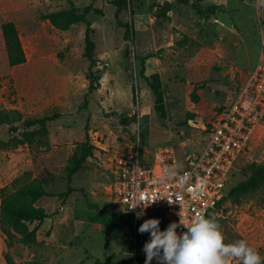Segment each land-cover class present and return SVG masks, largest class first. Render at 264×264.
<instances>
[{"label":"rangeland","instance_id":"obj_1","mask_svg":"<svg viewBox=\"0 0 264 264\" xmlns=\"http://www.w3.org/2000/svg\"><path fill=\"white\" fill-rule=\"evenodd\" d=\"M118 1L124 3L116 17ZM71 7L90 8L91 77L82 55L86 25L59 31L42 19ZM8 22L25 59L13 67L1 31ZM262 42L264 0H0V113L7 116L0 125V189L13 190L14 180L28 183L43 169L56 178L46 187L53 196L35 204L50 215L36 243L7 247L0 228V264H7L6 255L11 264H129L134 248L105 187L112 159L137 140L145 160L162 147L177 156L198 152L207 137L204 127L254 68ZM152 75L161 83L164 116L154 109ZM192 82L197 104L189 97ZM90 83L96 89L88 92ZM137 104L140 116L133 113ZM54 113L61 117L45 126V134L24 127ZM9 126L18 128L15 135ZM86 134L93 155L70 181L76 191L57 197L66 191L67 168ZM258 166L264 168V122L228 188ZM214 219L226 243L244 239L264 256V182L252 192L229 195ZM139 236L136 253L146 257L150 234Z\"/></svg>","mask_w":264,"mask_h":264},{"label":"built area","instance_id":"obj_2","mask_svg":"<svg viewBox=\"0 0 264 264\" xmlns=\"http://www.w3.org/2000/svg\"><path fill=\"white\" fill-rule=\"evenodd\" d=\"M133 113L140 116L138 104ZM263 122L264 42L254 68L234 94L214 110L204 127L206 141L198 152L177 156L171 148L162 147L145 160L137 140V144L112 159L105 187L114 211L130 220L126 232L134 250L129 264H145L146 257L136 253L141 208L140 214L147 219L160 220L161 230L171 223L180 225L178 234L187 231L186 227L198 217L219 215L232 171ZM138 202L141 207H133ZM151 264L158 261L154 258ZM231 264L242 262L234 260Z\"/></svg>","mask_w":264,"mask_h":264},{"label":"trees","instance_id":"obj_3","mask_svg":"<svg viewBox=\"0 0 264 264\" xmlns=\"http://www.w3.org/2000/svg\"><path fill=\"white\" fill-rule=\"evenodd\" d=\"M123 1L115 2L117 6L116 17L118 16L121 7L123 6ZM90 12V8L86 7L79 12L74 8H69L67 10L57 11L53 13L46 14L42 16L43 20H47L54 28L59 31H67L71 26L83 23L86 25L85 37H84V52L83 57L88 59L90 62L89 66V76H92V65L95 63L93 54L91 52L92 41L90 39V24L87 21L86 16ZM125 28V35L128 36L129 27L127 24L123 26ZM2 36L4 40L5 51L10 66H17L24 62V54L21 48V44L18 37V32L13 23H4L1 27ZM144 68L140 70V75L143 77ZM193 87L190 93V101L193 104H197L199 101V96L196 92L197 84L191 83ZM148 87L154 97V109L161 116H164V94L159 81L158 75H152L148 81ZM96 86L92 83L88 86V92L95 90ZM86 101H84L81 108L85 107ZM61 117L60 114L54 113L52 115L44 116L39 119L27 120L24 122L25 128L37 127L36 134H45L46 125L58 120ZM7 116L0 113V125L7 124ZM18 131L17 127L9 126L8 132L11 135H15ZM25 135V134H24ZM26 136V135H25ZM28 138V136H26ZM95 148L90 145L88 141L87 134L85 136V142L81 146V152L78 158L74 159L72 166L67 168V187L66 191L57 195L62 199L67 198L70 194L76 190L70 187V181L74 175H76L81 169L86 160L93 155ZM142 155V154H141ZM55 175L43 169L37 177L32 179L28 183L19 184L16 179L13 181L14 188L9 190L7 187L0 189V228L2 232L6 235L7 242L6 246L9 247L13 242L20 243L23 245H32L36 243V233L38 228L42 223L50 218V215L42 207H37L35 204L43 198L52 197L46 187L55 182ZM264 182V168L258 166L252 174L241 183L237 184L235 187L228 190L227 196L220 202L222 205L229 195L248 193L256 190L259 185ZM219 204V205H220ZM220 207V206H219ZM101 217V216H96ZM147 216H141V221L147 220ZM209 218H215L214 215H210ZM120 220L126 226L130 225V220L128 216L122 215ZM140 224V222H139ZM138 224V228H139ZM139 236V231H138ZM140 238V236L138 237ZM7 264H11L8 256H5ZM95 264H100L96 262Z\"/></svg>","mask_w":264,"mask_h":264},{"label":"clouds","instance_id":"obj_4","mask_svg":"<svg viewBox=\"0 0 264 264\" xmlns=\"http://www.w3.org/2000/svg\"><path fill=\"white\" fill-rule=\"evenodd\" d=\"M137 205L140 203L133 207ZM141 212L143 208L138 217L143 216ZM179 226L171 223L161 230L157 218L144 220L139 225L141 234H150V239L143 245L145 264H151L154 258L158 264H231L234 260L242 264H264V256L246 240L226 243L214 218L198 217L181 234L177 232Z\"/></svg>","mask_w":264,"mask_h":264},{"label":"crops","instance_id":"obj_5","mask_svg":"<svg viewBox=\"0 0 264 264\" xmlns=\"http://www.w3.org/2000/svg\"><path fill=\"white\" fill-rule=\"evenodd\" d=\"M259 51H260V46L258 47V55H257L256 62H257V60H258V57H259ZM256 62H255V65H256ZM255 65H254V66H255Z\"/></svg>","mask_w":264,"mask_h":264}]
</instances>
